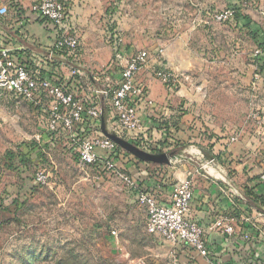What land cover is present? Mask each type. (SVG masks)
<instances>
[{"label": "rangeland", "instance_id": "1", "mask_svg": "<svg viewBox=\"0 0 264 264\" xmlns=\"http://www.w3.org/2000/svg\"><path fill=\"white\" fill-rule=\"evenodd\" d=\"M3 1L8 2L0 4ZM67 2L64 29L78 39L75 63L83 84L79 95L89 96L90 86L113 84L137 50L167 51L164 63L150 64L151 89L178 93L175 108L188 115L192 141L162 145L160 139L152 141L147 130L146 148L127 141L149 153L185 150L189 161L226 153L233 160L246 157L258 163L264 156V81L253 84V74L261 71L255 50L262 45L252 40L250 26L239 24L237 13L221 22L214 18L231 9L232 0ZM234 7L258 25L257 33L263 36L264 0H236ZM162 69L174 73L175 87L163 84L157 75ZM172 119L167 120L171 125ZM40 124V115L27 101L0 91V264H179L173 246L147 232L145 207L136 191L127 189L118 176L79 164L66 134L46 136ZM35 145H41L40 155L26 149ZM25 154L29 159L16 167V157ZM125 155L136 165L129 172L138 180L145 176L160 184L163 196L164 184L175 182L167 166L180 161L139 166L138 158ZM38 170L44 171L47 184H33L31 194L18 196L21 204L11 203L17 194L13 187L24 178L33 182ZM247 259L254 261L252 256ZM258 260L264 264V257Z\"/></svg>", "mask_w": 264, "mask_h": 264}, {"label": "built area", "instance_id": "2", "mask_svg": "<svg viewBox=\"0 0 264 264\" xmlns=\"http://www.w3.org/2000/svg\"><path fill=\"white\" fill-rule=\"evenodd\" d=\"M7 10V6H0V16L5 15ZM29 10L33 15L49 22L54 42L36 62L22 57L21 52L27 54L25 48L1 45L0 91L27 101L31 110L40 115V126L50 137L59 132L66 134L70 150L79 164L93 166L118 176L127 189L136 191L137 201L145 207V227L148 233L162 237L175 249L184 245L201 257L210 258L205 227L189 217L193 196L190 181L184 179L175 182L166 198H163L159 185L152 190L141 187L138 178L123 166L130 162L129 157L99 130L101 108L95 103L94 97H100L105 106L110 108L111 131L124 139L133 140L139 147L146 148L149 145L138 112L147 92L146 87L137 82V75L153 56L161 58L163 49L159 48L155 55L149 49L137 50L122 65L118 71L119 77L113 84L90 86L87 87L89 96L79 95L83 91V84L75 63L78 39L64 29L69 16L67 0H31ZM234 13L235 7H231L214 15V18L218 22L225 21ZM262 54L264 55L263 45L256 48L255 57ZM116 56L120 57V54ZM56 57L59 63H54ZM53 65L55 76L51 78L48 73ZM157 73L166 87L173 88L177 85L178 80L172 71L162 69ZM260 79L263 80L262 73L255 72L253 84ZM231 140H235V137ZM174 157V160H169L171 164L181 160V157ZM257 164V180L264 187V156ZM33 182L34 186L46 185L48 180L44 171H36ZM231 192L236 193L233 190ZM215 225L222 227L228 234L234 232L232 226L223 225L221 220L216 221ZM111 233L115 234L114 231ZM247 237L246 234L245 238Z\"/></svg>", "mask_w": 264, "mask_h": 264}, {"label": "crops", "instance_id": "3", "mask_svg": "<svg viewBox=\"0 0 264 264\" xmlns=\"http://www.w3.org/2000/svg\"><path fill=\"white\" fill-rule=\"evenodd\" d=\"M17 1L23 10L20 15H16L13 9L8 7V2L3 1L4 3L0 4V6L8 7L7 13L0 16V46L15 45L25 48L27 54L24 55L21 52L22 57L36 62L54 42L52 27L45 19L30 12L31 0L30 2L29 0ZM28 2L29 5H25ZM244 18L238 19L239 24L241 21L247 27L250 26L252 40L256 45L264 46V35L259 36L257 33L259 31L258 25L252 21H247L246 16ZM158 49H150V51L155 55ZM165 52L167 51L163 50L159 60L153 56L137 75V82L142 83L147 92L146 99L139 105L138 112L143 127L147 130L145 134L152 141L160 139L162 145H166L171 140L177 144L185 139L187 142H191L193 138L191 134L194 130L187 128L188 115L175 108L176 101L179 100L178 93L166 89L162 91L151 89L150 64L164 63L167 60ZM255 59L261 68L260 72L264 81V55H259ZM54 63H59L58 57ZM118 77L119 73L115 75L114 79L116 80ZM94 101L101 108L100 132L102 119L106 129L111 131L112 115L110 108L105 106L100 97H94ZM176 113L182 114V116L175 117ZM161 116L162 118H160ZM171 116L174 117L172 119L175 122L173 125L167 121ZM189 125L192 127V124L189 123ZM184 152L186 151L180 150L175 153L177 157H181V163L176 167L168 165L167 170L171 167L172 178L175 182L184 179L190 181L193 196L189 217L205 227V239L211 257H201L189 247L180 248L178 251L173 247L179 264H261L258 258L264 257V187L257 180V162L246 157H234L233 160L226 153L219 156H207L204 160L195 157L197 160L189 161L184 158ZM131 161L123 166L130 172H134L136 165ZM20 168L19 170H21ZM174 183L164 184L162 188L165 192L164 196H168ZM33 184L24 178L19 187H13L15 193L19 194L14 195V197L28 196ZM231 190L236 193L234 194ZM218 220H221L223 225L232 226L234 232L228 234L222 227L216 226L215 223ZM246 234L248 235L247 238H245ZM251 256L254 261L250 263L247 257L250 258Z\"/></svg>", "mask_w": 264, "mask_h": 264}, {"label": "water", "instance_id": "4", "mask_svg": "<svg viewBox=\"0 0 264 264\" xmlns=\"http://www.w3.org/2000/svg\"><path fill=\"white\" fill-rule=\"evenodd\" d=\"M101 132L103 135L114 141L121 149L125 150L126 152L132 154L139 160L143 162H154L157 164H168L169 159L175 155L174 151H169L168 153L158 152V153H149L146 152L136 145L132 144L131 142L127 141L126 139L118 136L113 131H108L105 127L104 120H101Z\"/></svg>", "mask_w": 264, "mask_h": 264}, {"label": "trees", "instance_id": "5", "mask_svg": "<svg viewBox=\"0 0 264 264\" xmlns=\"http://www.w3.org/2000/svg\"><path fill=\"white\" fill-rule=\"evenodd\" d=\"M8 4H9V6H10V8H12L13 9V11L15 12V14L16 15H20L22 12H23V10H22V7H21V5L18 3V1L17 0H8ZM234 4H236V0H232V4H231V6L232 7H234ZM235 9H236V15H237V18L239 19V20H241L242 18L243 19H245L244 18V16L243 15H238V10L240 9L239 7H235ZM238 20V21H239ZM246 24H247V22H246ZM54 65H53V68H52V70H50V72L48 73V76H50L51 78H54V76H55V74H54ZM46 134V136H49V134L48 133H45ZM30 147V146H29ZM27 150H28V152H35V154L36 155H40L41 154V152H42V147H41V145H35L34 147H32V148H26ZM119 150H121L120 148H119ZM125 154H128V153H126L125 152ZM29 159V156L28 155H22L21 157L20 156H17L16 157V163H17V165H16V167L18 166H23V164L25 163V160H28ZM138 161V162H137ZM136 162H137V164H143L144 166H146V164L147 163H145V162H142V161H139V160H136ZM162 167V166H161ZM138 181H140L139 182V185H141V187L144 185V187L143 188H145V189H147V190H152L157 184L156 183H150V182H148L147 181V178H145V177H140V179L138 180ZM142 182V183H141ZM160 185V184H159ZM32 189H33V186L31 187V189H30V193L29 194H31L32 193ZM12 202L11 203H15L16 205L17 204H21L22 203V201L23 200H21V198H19V197H14V199L13 200H11ZM185 247L186 246H184V245H181V246H179V247H177L176 248V251H178V249H180V248H184L185 249Z\"/></svg>", "mask_w": 264, "mask_h": 264}]
</instances>
